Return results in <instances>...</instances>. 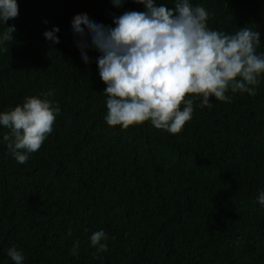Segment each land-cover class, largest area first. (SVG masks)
<instances>
[{"label":"trees","instance_id":"16d2710c","mask_svg":"<svg viewBox=\"0 0 264 264\" xmlns=\"http://www.w3.org/2000/svg\"><path fill=\"white\" fill-rule=\"evenodd\" d=\"M174 8L176 0H156ZM209 13L210 30L260 33L264 0H189ZM18 16L0 21V113L51 92L59 105L52 133L26 164L16 161L0 125V264H264V74L254 96L230 102L194 98L179 134L150 121L109 126L106 89L90 35L74 33L78 14L106 27L143 4L124 0H17ZM46 21V23H45ZM59 28V43L45 31ZM87 34V29H85ZM84 49L86 63L78 43ZM7 48V51H3ZM192 98V97H189ZM108 236L97 252L90 236ZM79 242L77 255L71 250Z\"/></svg>","mask_w":264,"mask_h":264},{"label":"clouds","instance_id":"9594fccd","mask_svg":"<svg viewBox=\"0 0 264 264\" xmlns=\"http://www.w3.org/2000/svg\"><path fill=\"white\" fill-rule=\"evenodd\" d=\"M123 2L112 0L116 7ZM135 2L145 10L125 12L115 18L114 28L90 20L87 14L76 15L72 22L74 33L82 39L90 35L92 46L102 53L97 63L107 86L105 121L109 126L128 129L150 121L156 129L175 135L192 119L194 98H200V107H211L212 97L230 102L229 89L256 94L259 77L264 74V54H257L261 43L258 31L243 27L228 35L210 30L209 13L189 0H176L174 8L156 0ZM17 16V0H0V21L6 23ZM14 32V26L7 27L0 45L13 41ZM57 32L59 28L54 27L44 36L59 43ZM77 47L87 63L84 49L88 44L78 43ZM41 95L44 98L26 97L22 105L0 113V125L10 130L3 140L20 164H26L29 154L41 149L60 112L59 105L48 99L51 92ZM258 200L264 205V192ZM107 240L103 230L90 236L97 252L108 251ZM78 248L77 241L70 254L77 255ZM7 255L15 264H24L25 257L15 246Z\"/></svg>","mask_w":264,"mask_h":264}]
</instances>
